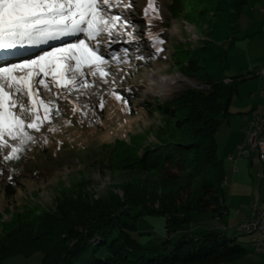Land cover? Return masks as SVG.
<instances>
[{
	"label": "rangeland",
	"instance_id": "obj_1",
	"mask_svg": "<svg viewBox=\"0 0 264 264\" xmlns=\"http://www.w3.org/2000/svg\"><path fill=\"white\" fill-rule=\"evenodd\" d=\"M220 2L222 8L219 7L217 11ZM223 2L228 3L229 0H207L205 5L199 0H155L154 7L158 9L160 18L149 21L144 15L149 0H128L130 8L114 7L111 14L122 15L123 20L129 22L130 29H121L111 38L101 37L99 53L107 60L105 67L109 75L105 79L108 83H104L100 77H89L87 88H57L51 83V75L35 77L37 80L43 78L51 90L38 85L39 94L33 99H43L50 107H58L59 113L53 114L51 124L46 122L39 132L29 130L36 143L27 145L19 154V159L4 161L2 157L7 150L1 153L3 164L0 165V174H4L1 175L3 180L7 181L10 175L17 178L12 180L15 184L12 188L6 187L2 181L0 183L1 220H11L27 206L37 207L38 214L44 210L54 213L65 206L68 198L76 199L80 195L88 203L101 197L119 196L126 199L124 186L128 182H141L139 185L144 182L147 185L146 193L151 189H164L158 177L153 174L149 176L142 170L106 168L98 162L99 157L96 162L93 161L94 157H87L83 164L81 162L85 154L100 151L103 144L117 141L126 144L136 142V151L141 155L144 149L158 141L159 127L164 124L163 115L156 110L157 103L163 104L178 90L187 87L205 91L211 89V83L200 82L197 78L206 71L190 72L189 63L205 40H208L207 44H213L218 36L213 37L211 32L215 26L216 31L220 29L224 10H227ZM241 12L227 33L225 30L221 32L220 44L226 51L222 73L235 81V86H239L230 100V110L238 107L247 112L252 109L255 98L261 95L258 82L264 77L259 74L264 70V0H247ZM128 31L132 37L127 35ZM149 33L159 34L163 40L160 45L162 51L152 53L146 47L141 54L137 53L131 45L140 37L149 40L153 46ZM64 39L69 38L62 37L60 40ZM60 40L49 41V45L45 44L47 46L42 49L41 45L44 44L0 49V65L5 63L3 67H8L35 60L51 50L49 46L52 42L58 43ZM109 47L114 48L115 53L104 52ZM33 54V57H29ZM115 57H120L118 63ZM167 79L170 85L165 90L163 81ZM118 87L127 88L128 95H123ZM115 95H120L121 99L117 100ZM23 102L28 104L29 98L24 97ZM101 102L104 103L103 108L99 107ZM40 111L42 113V106ZM50 127L56 130L49 131ZM221 154L219 151L222 157ZM224 162L228 163V160ZM35 170L40 173H29ZM254 202L255 199L251 200L248 194L244 209L251 208L253 212ZM148 203L155 208L161 204L159 199ZM231 206L236 207L233 203ZM206 217L211 218V215ZM226 217L222 216V220L214 218L210 224L223 229L221 225ZM166 219L165 215L159 213L142 214L137 220L135 235L138 240L147 247L161 244L168 235ZM228 231L237 235L238 241L247 246L249 252L244 257L223 264H264V254L256 252L251 243V234L239 233L231 226ZM38 261L39 258L35 256L18 255L0 264H36Z\"/></svg>",
	"mask_w": 264,
	"mask_h": 264
},
{
	"label": "trees",
	"instance_id": "obj_2",
	"mask_svg": "<svg viewBox=\"0 0 264 264\" xmlns=\"http://www.w3.org/2000/svg\"><path fill=\"white\" fill-rule=\"evenodd\" d=\"M199 1L203 5L207 2ZM246 1L223 2L227 10L220 29L216 31L215 26L212 30L215 32H211L213 37L218 36L213 44L205 40L189 63L190 72L206 71L197 78L211 83V89L187 87L163 104L157 103L156 110L163 115L164 124L159 127L156 143L141 155L136 151V142L117 141L105 143L102 150L83 156L82 164L87 157H94L95 162L99 157L98 162L106 168L153 174L164 189L146 193L144 182L143 185L128 182L124 186L126 199L101 197L88 203L80 195L76 199L66 198L65 206L54 213L44 210L38 214L37 207L27 206L11 220L2 221L0 217V263L21 255L39 258L36 264H223L249 252L227 226L222 224V229L210 224L229 210L225 203L228 173L219 155L218 131L232 113L230 100L237 90L235 81H224L227 77L222 66L226 51L220 44L221 32L227 33ZM221 5L220 2L217 11ZM138 39L131 45L137 53L141 54L146 47L155 53L149 40ZM104 52L113 54L115 49L109 47ZM119 89L123 95L127 94V88ZM29 173L35 175L40 171ZM1 175L4 174H0V183L15 187L12 180L17 178L10 175L4 181ZM156 199L161 202L158 208L148 203ZM144 213L166 216L168 235L161 244L147 247L136 237L137 220ZM209 214L211 218L206 217ZM239 225L235 229L242 233ZM37 233L41 235L35 237Z\"/></svg>",
	"mask_w": 264,
	"mask_h": 264
},
{
	"label": "snow or ice",
	"instance_id": "obj_3",
	"mask_svg": "<svg viewBox=\"0 0 264 264\" xmlns=\"http://www.w3.org/2000/svg\"><path fill=\"white\" fill-rule=\"evenodd\" d=\"M154 4L155 0H149L144 11L149 21L160 18ZM114 7L130 8L131 4L128 0H0V49L48 44L68 36L84 37L52 47L35 60L0 67V153L7 150L4 161L19 159L27 145L36 143L29 130L39 132L46 122L51 124L53 114L59 113L58 107L33 99L39 94L38 85L51 90L43 78L35 77L51 75V83L57 88H87L89 77H100L108 83L107 60L99 53L101 37L111 38L121 29H130L122 15L111 14ZM127 35L132 37L130 31ZM148 35L156 52L162 51L159 34ZM114 59L120 61V57ZM24 97L29 98L28 104L23 102ZM115 98L120 100L121 96ZM99 107L103 108L104 103Z\"/></svg>",
	"mask_w": 264,
	"mask_h": 264
},
{
	"label": "crops",
	"instance_id": "obj_4",
	"mask_svg": "<svg viewBox=\"0 0 264 264\" xmlns=\"http://www.w3.org/2000/svg\"><path fill=\"white\" fill-rule=\"evenodd\" d=\"M260 96H257L250 111L236 108L218 131V140L222 158L227 169L226 200L229 210L225 222L228 228H235L245 222L252 212L251 208L244 209V202L250 194L251 200L259 197L264 202V179L261 177L263 163L256 153L250 156H239V144L245 140L244 128L257 113L264 108V77L258 82ZM237 86V90H238ZM251 202V201H250ZM235 204L236 207L231 206ZM222 220V218H221Z\"/></svg>",
	"mask_w": 264,
	"mask_h": 264
},
{
	"label": "built area",
	"instance_id": "obj_5",
	"mask_svg": "<svg viewBox=\"0 0 264 264\" xmlns=\"http://www.w3.org/2000/svg\"><path fill=\"white\" fill-rule=\"evenodd\" d=\"M264 75V70L259 72ZM246 138L239 144V156H250L256 153L263 163L262 178L264 179V108L248 122L244 128ZM256 200V211L250 219L238 226V230L257 229V236L252 238L256 252L264 254V202L259 197Z\"/></svg>",
	"mask_w": 264,
	"mask_h": 264
},
{
	"label": "bare ground",
	"instance_id": "obj_6",
	"mask_svg": "<svg viewBox=\"0 0 264 264\" xmlns=\"http://www.w3.org/2000/svg\"><path fill=\"white\" fill-rule=\"evenodd\" d=\"M3 66H5V65H3ZM2 66V67H3ZM1 67V66H0ZM158 75H156V77H157ZM153 78V77H152ZM158 78V77H157ZM156 78V79H157ZM224 81L226 82V83H232L233 82V80L231 79V78H229V77H227V78H225L224 79ZM164 83H165V90H167V87H168V85H170V81L167 79V80H164L163 81ZM261 177H262V173H261ZM256 211V200H255V202H254V205H253V212H252V214H254V212ZM240 232H242V233H248V234H251L252 235V238H255L256 236H257V229H243V230H240ZM252 242V241H251ZM252 244L254 245V243L252 242Z\"/></svg>",
	"mask_w": 264,
	"mask_h": 264
}]
</instances>
